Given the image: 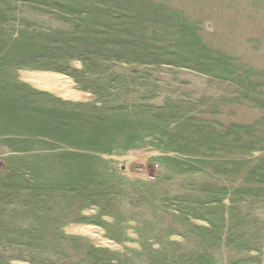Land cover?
Listing matches in <instances>:
<instances>
[{"label":"rangeland","instance_id":"obj_1","mask_svg":"<svg viewBox=\"0 0 264 264\" xmlns=\"http://www.w3.org/2000/svg\"><path fill=\"white\" fill-rule=\"evenodd\" d=\"M16 79L88 100L90 150L0 146V264H264V0H0Z\"/></svg>","mask_w":264,"mask_h":264},{"label":"crops","instance_id":"obj_2","mask_svg":"<svg viewBox=\"0 0 264 264\" xmlns=\"http://www.w3.org/2000/svg\"><path fill=\"white\" fill-rule=\"evenodd\" d=\"M181 70L196 73L185 68ZM188 76L192 77V75ZM192 78L194 79V77ZM197 81L193 80V85L196 88H205L204 99L208 98L211 101H216L220 92L217 87L209 84L205 79ZM4 83V81L0 83V146L3 150L16 151L18 141L22 138L20 133L23 130L43 126V133L45 134L38 136V138L43 140L45 144L76 145V148H70V150L89 152L90 119L88 100L67 101L65 98L49 91L37 89L31 84L26 85L27 82L23 79L14 80L13 83L16 85L9 87ZM199 99L201 100V96ZM203 105H206V102ZM183 112H186L183 116L184 119L190 118L193 121L191 122L193 128L209 130L210 135L214 138V144H216L217 136H215L213 128L206 126L201 120L202 113H204L205 120L203 121L212 123L213 113L211 111L186 110ZM19 131L20 133L17 134ZM202 142L203 139L200 138L199 145ZM197 148L201 150V148ZM41 150H44V148Z\"/></svg>","mask_w":264,"mask_h":264},{"label":"bare ground","instance_id":"obj_3","mask_svg":"<svg viewBox=\"0 0 264 264\" xmlns=\"http://www.w3.org/2000/svg\"><path fill=\"white\" fill-rule=\"evenodd\" d=\"M39 81L45 85L46 87L52 88V89H58L63 95H71L72 97H80L81 94L70 92L68 89H65L63 86H61V82L59 79H57L54 76L48 75V74H40L39 75ZM83 95H81L82 97Z\"/></svg>","mask_w":264,"mask_h":264},{"label":"built area","instance_id":"obj_4","mask_svg":"<svg viewBox=\"0 0 264 264\" xmlns=\"http://www.w3.org/2000/svg\"><path fill=\"white\" fill-rule=\"evenodd\" d=\"M2 157L0 156V167H1V165H2V159H1ZM150 179L151 180H154V177H150Z\"/></svg>","mask_w":264,"mask_h":264}]
</instances>
